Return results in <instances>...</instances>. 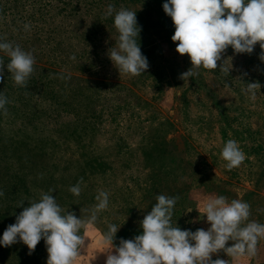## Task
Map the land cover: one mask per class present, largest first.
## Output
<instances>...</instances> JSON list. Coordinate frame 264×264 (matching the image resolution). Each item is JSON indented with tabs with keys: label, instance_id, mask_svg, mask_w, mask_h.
<instances>
[{
	"label": "rangeland",
	"instance_id": "obj_1",
	"mask_svg": "<svg viewBox=\"0 0 264 264\" xmlns=\"http://www.w3.org/2000/svg\"><path fill=\"white\" fill-rule=\"evenodd\" d=\"M163 3L0 0V37L35 57L26 87L15 84L7 62L0 79L8 99L6 114L0 112V236L28 200L50 189L61 208L78 218H87L100 191L109 193L108 209L87 230L88 254L75 264H105L107 253L100 251L107 224L124 223L116 245L133 239L160 194L178 197L172 222L182 230H207L204 204L221 195L249 203V219L264 223L259 43L252 54H236L229 46L223 59L232 58L230 75L219 71L222 60L217 70L201 68L185 81L180 75L191 61L176 51L175 26ZM108 4L137 12L141 50L149 61L139 76H121L107 55L118 39L117 31L100 23L113 21L104 16ZM247 83H258L254 101L244 94ZM230 139L245 153L232 170L221 156ZM78 182L82 191L76 197L69 189ZM47 258L44 240L31 254L22 242L0 246V264H47ZM218 258L230 259L223 251L213 255ZM235 264H264V240L255 257Z\"/></svg>",
	"mask_w": 264,
	"mask_h": 264
},
{
	"label": "clouds",
	"instance_id": "obj_2",
	"mask_svg": "<svg viewBox=\"0 0 264 264\" xmlns=\"http://www.w3.org/2000/svg\"><path fill=\"white\" fill-rule=\"evenodd\" d=\"M164 12L171 17L175 32L171 39L178 42L176 51L187 54L192 67L180 78L189 80L199 75V69L217 70L230 75L232 58L223 59L231 46L236 54H252L259 43V59L264 62V0H165ZM105 18H113L118 39L108 50V57L120 75L139 76L149 68V61L142 53L137 12L128 8L119 10L108 4ZM25 24V31L30 30ZM0 53L9 58L7 69L16 85L27 86L34 71L35 57L19 44L0 37ZM75 59V57H73ZM4 61L0 58V79H3ZM257 84L247 83L244 94L251 100L257 96ZM7 97L0 92V112L6 114ZM221 156L228 170L239 167L245 160V153L235 140L225 142ZM74 196L81 195L78 182L70 189ZM54 189L42 193L38 200H28L29 205L16 216L0 236V246L10 247L22 242L34 252L38 243L44 240L48 252L47 264H75L87 256V230L97 223L100 214L109 207V193L100 191L96 204L89 210L87 218L76 213L65 212L52 194ZM4 193L0 192V196ZM178 197L157 195L151 211L140 222L142 233L133 239L121 238L114 243L116 235L124 224L109 223L103 236L107 253L105 264H235L243 256L255 257L258 243L264 240V223L250 220L249 203L227 197L215 196L207 199L203 214L210 227L182 230L172 218ZM24 201L19 206H22ZM192 211V210H191ZM190 212V211H189ZM233 242L228 246V242ZM221 251L230 258L213 259ZM86 252L87 254H82ZM97 254V253H96ZM96 255L94 256V258ZM93 258V259H94ZM92 259V261H93Z\"/></svg>",
	"mask_w": 264,
	"mask_h": 264
},
{
	"label": "trees",
	"instance_id": "obj_3",
	"mask_svg": "<svg viewBox=\"0 0 264 264\" xmlns=\"http://www.w3.org/2000/svg\"><path fill=\"white\" fill-rule=\"evenodd\" d=\"M115 2H117L118 4H119V6L120 5H127L130 1H133V0H114ZM135 1H140V0H135ZM152 1V0H151ZM155 1V3L157 2V3H159V0H154ZM162 1V0H161ZM164 2H165V0H163ZM7 6H10V5H8L7 4ZM11 14H13V15H15L14 13H11ZM101 24H108V26L110 27V28H112V30H114V31H116V29H115V27H114V24H113V21H111V22H100ZM2 58V57H1ZM3 59V61L4 62H7L8 63V61H9V59L8 58H2ZM1 225V224H0ZM139 230V229H138ZM130 232H134V230H132V231H130ZM135 234H134V236H136V235H139L140 234V232L139 231H135L134 232ZM118 235V234H117ZM116 239H118V236H116Z\"/></svg>",
	"mask_w": 264,
	"mask_h": 264
}]
</instances>
